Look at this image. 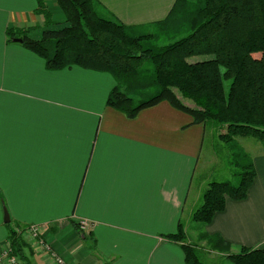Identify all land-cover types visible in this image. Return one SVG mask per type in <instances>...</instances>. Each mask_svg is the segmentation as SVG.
I'll return each mask as SVG.
<instances>
[{
    "label": "crops",
    "instance_id": "0c3cea01",
    "mask_svg": "<svg viewBox=\"0 0 264 264\" xmlns=\"http://www.w3.org/2000/svg\"><path fill=\"white\" fill-rule=\"evenodd\" d=\"M98 1L127 26L163 22L177 3ZM45 4L52 22L66 25L55 0ZM36 9V0H0V249L9 242L5 210L11 222L45 228L69 264H187L183 244L166 238L179 224L217 253L264 249V149L248 148L257 176L247 198L194 223L213 181L196 176L207 125L166 101L129 118L107 106L117 86L110 74L48 71L7 37L15 29L39 39L46 24Z\"/></svg>",
    "mask_w": 264,
    "mask_h": 264
},
{
    "label": "trees",
    "instance_id": "16d2710c",
    "mask_svg": "<svg viewBox=\"0 0 264 264\" xmlns=\"http://www.w3.org/2000/svg\"><path fill=\"white\" fill-rule=\"evenodd\" d=\"M36 1V14L46 24L39 39L15 29L7 37L9 42L22 39L48 71L76 66L110 74L117 86L107 106L129 118L166 101L194 124L221 126L224 143L251 139L264 149V0H177L152 31L149 25L123 24L98 0H55L66 25L54 24L45 0ZM161 35L163 46L155 44ZM196 57L204 59L189 60ZM145 63L151 74L146 85L139 81ZM233 161L239 182L210 183L194 223L207 225L228 200L247 198L257 176L253 162L242 149L233 151ZM166 238L183 244L187 264H203L185 244L182 224ZM209 241L227 247L220 237ZM8 246L23 258L24 244L12 230ZM228 259L232 264H264V249H243Z\"/></svg>",
    "mask_w": 264,
    "mask_h": 264
},
{
    "label": "rangeland",
    "instance_id": "374dc122",
    "mask_svg": "<svg viewBox=\"0 0 264 264\" xmlns=\"http://www.w3.org/2000/svg\"><path fill=\"white\" fill-rule=\"evenodd\" d=\"M155 24L149 25L150 28L147 30L152 31V27ZM165 42L166 39H164L163 35H161L155 44L163 46ZM200 59L204 58L196 57L191 58L189 60L193 62ZM143 68L145 69L146 73L142 74L139 81L141 84L146 85L149 82L151 74L150 72L146 71L147 69H149L148 64L145 63ZM223 133L224 129L221 126H212V124L207 125V137L205 141V148L200 160L199 170L197 171L198 173L196 176H202V178H205V181L212 178L214 182L228 181L235 184L236 182H239V180L235 177V174L238 172V169L233 166V151L235 149H242L245 153H247L249 151L248 148H251L252 145L256 144L260 146V144L255 142L254 140L244 138H235L232 143H224L219 139L220 134L222 135ZM27 227L28 226L22 225L18 227V224L14 223L13 221L7 224L6 227L8 228V232H10V230L15 232L16 236L19 237L22 243L24 244L22 255L23 258H20L22 261H26L29 259L31 263L34 264H43V261H46L50 264H69L56 253L51 243L45 239V228H40L41 230L38 236H34V233L28 231ZM80 233L81 235L86 234L82 232ZM198 233V229H190L187 233L185 232V244L191 247L196 252L198 259L203 264H230L229 260H227L229 257V255H227L228 252L221 254L217 253L216 251H213L210 246L206 243V241L199 239ZM8 248L9 246L6 247L4 250L0 249V255Z\"/></svg>",
    "mask_w": 264,
    "mask_h": 264
},
{
    "label": "built area",
    "instance_id": "2783aa9c",
    "mask_svg": "<svg viewBox=\"0 0 264 264\" xmlns=\"http://www.w3.org/2000/svg\"><path fill=\"white\" fill-rule=\"evenodd\" d=\"M78 227L81 231L86 232L89 224L86 221H80ZM27 229L28 231L33 232L34 236H38L41 230L40 227L37 226H28ZM0 264H22V261L20 258L14 256L12 250L8 248L0 255Z\"/></svg>",
    "mask_w": 264,
    "mask_h": 264
},
{
    "label": "water",
    "instance_id": "95a60500",
    "mask_svg": "<svg viewBox=\"0 0 264 264\" xmlns=\"http://www.w3.org/2000/svg\"><path fill=\"white\" fill-rule=\"evenodd\" d=\"M14 42L22 43L23 40L22 39H15ZM4 223L5 224L11 223V219H10L9 214H8V212L6 210L4 211Z\"/></svg>",
    "mask_w": 264,
    "mask_h": 264
}]
</instances>
